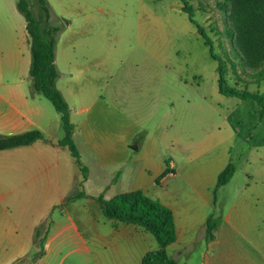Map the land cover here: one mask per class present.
<instances>
[{
  "label": "rangeland",
  "instance_id": "374dc122",
  "mask_svg": "<svg viewBox=\"0 0 264 264\" xmlns=\"http://www.w3.org/2000/svg\"><path fill=\"white\" fill-rule=\"evenodd\" d=\"M48 1L51 21L61 28L56 85L77 125L82 162L97 178L89 187L104 183L102 170H111L101 194L107 200L138 182L159 200L177 186L197 213L221 217L219 237L194 245L189 264L217 256L220 264H253V257L264 264V115L257 102L220 92L219 60L227 65L226 86L263 93L264 80L241 58L223 0ZM25 25L17 0H0V62L17 56V77L30 78ZM166 160L173 163L167 173ZM230 162L235 174L215 196ZM170 175L176 176L164 179Z\"/></svg>",
  "mask_w": 264,
  "mask_h": 264
},
{
  "label": "crops",
  "instance_id": "0c3cea01",
  "mask_svg": "<svg viewBox=\"0 0 264 264\" xmlns=\"http://www.w3.org/2000/svg\"><path fill=\"white\" fill-rule=\"evenodd\" d=\"M9 45L10 42L3 43L7 49ZM17 58L0 62V134L40 130L44 138L0 150V264H26L29 259L28 264H142L147 252L159 248L156 237L137 224L106 218L97 197L103 193L105 177H111V170L98 172V180L104 181L100 187H89L96 176L93 178L92 170L83 162L88 168L84 178L69 149L58 144L64 135L61 116L53 114L42 96L34 92L30 78L17 77L22 69ZM25 69L29 73L30 65ZM74 125V140L79 148ZM86 140L93 142L94 137L87 134ZM170 165L173 163L169 162L167 171L166 162L165 173L170 172ZM137 189L148 195L141 182L127 191ZM81 191L87 196L64 203L67 196ZM170 195L160 200L173 210L176 223L177 239L168 246V253L178 262L189 264L186 258L195 250L194 245L207 238L211 215L197 213L177 186ZM198 195L209 204L201 192ZM44 222L49 224V230L43 254L36 256L39 248L35 231ZM220 230L221 224L212 243ZM252 244L257 245L255 241ZM203 264H220V256L207 257Z\"/></svg>",
  "mask_w": 264,
  "mask_h": 264
},
{
  "label": "trees",
  "instance_id": "16d2710c",
  "mask_svg": "<svg viewBox=\"0 0 264 264\" xmlns=\"http://www.w3.org/2000/svg\"><path fill=\"white\" fill-rule=\"evenodd\" d=\"M224 8L229 9L231 28L229 34L233 37L241 58L249 66L258 69L259 80H264V0H223ZM18 10L26 20V30L31 48V64L29 76L35 93L51 101L61 116L64 135L59 145L67 147L84 178L88 168L81 160L80 150L74 140L75 125L71 120L70 107L63 93L57 88L59 71L56 65V46L61 28L52 23V9L48 0H17ZM35 7V9H34ZM183 10L188 13L193 24L203 35L204 28L195 19L192 6L185 3ZM207 44L213 50L210 39ZM216 60L218 58L215 57ZM227 65L219 60V90L226 96H237L244 100H252L260 105V116L264 115V92L244 93L238 89L226 86ZM44 136L40 130H30L17 134H0V150L23 145H30ZM167 171H169V161ZM236 171L230 162L219 174L214 194L219 188L230 182ZM87 196L84 191L74 192L66 197L64 203ZM97 200L101 203L104 215L109 220L133 223L152 233L159 248L146 253L142 264H183L169 255L168 246L177 239L176 223L173 210L158 199L148 196L143 190L137 189L115 194L107 200L100 195ZM221 217L211 215L207 220L206 237L215 239V233L220 225ZM49 224L42 223L36 228L35 240L39 248L36 256L43 254L44 242L49 230ZM19 264V263H16Z\"/></svg>",
  "mask_w": 264,
  "mask_h": 264
}]
</instances>
